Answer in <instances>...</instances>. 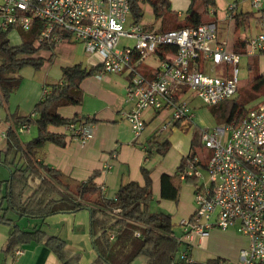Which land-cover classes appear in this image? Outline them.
I'll return each mask as SVG.
<instances>
[{"label": "built area", "instance_id": "built-area-1", "mask_svg": "<svg viewBox=\"0 0 264 264\" xmlns=\"http://www.w3.org/2000/svg\"><path fill=\"white\" fill-rule=\"evenodd\" d=\"M251 2L257 11L262 9L261 0ZM259 24L264 27V19ZM35 25L40 26L37 45L80 43L100 56L104 73L132 75L127 101L133 107L127 121L136 138L146 129L147 112H169L171 118L161 131L178 122L193 125L189 92L214 107L234 98L240 86V55L218 43L215 22L155 32L131 20L129 0H0V30L29 32ZM123 38L134 45L118 48ZM165 48L176 51L161 59L152 78L144 76L138 67ZM245 53L249 57L264 53V31L246 41ZM207 64H226L230 71L226 77L212 76L206 72ZM47 93L44 89L43 97ZM68 128L74 142L85 143L93 137L91 125ZM28 129L20 127L21 132ZM202 144L207 153L195 156L182 174V179L195 177L199 184L193 217L184 223L186 234L178 241L189 244L213 228H234L250 240V246L241 251L238 261L221 264H264V103L239 122L203 130ZM181 258L193 261L184 253Z\"/></svg>", "mask_w": 264, "mask_h": 264}, {"label": "crops", "instance_id": "crops-1", "mask_svg": "<svg viewBox=\"0 0 264 264\" xmlns=\"http://www.w3.org/2000/svg\"><path fill=\"white\" fill-rule=\"evenodd\" d=\"M169 1L176 18L175 21L183 24L189 14L191 2L189 0ZM213 1L214 7H210L206 11L207 19L217 25L218 43H222L227 51L239 54L241 58L245 57V53L241 55L245 50H239L240 53H237L238 48L242 43L246 45L248 39L264 31V27L259 24L261 15L253 7L251 0ZM261 1L262 10H264V0ZM139 5L143 11L140 3ZM231 5L235 6L232 11L229 9ZM197 9L200 13L205 11L202 5H199ZM150 11L153 14L151 6ZM245 14H251V17L247 18ZM141 24L147 31L155 32H163L171 26V22H165L163 19L156 20L155 16L154 22L146 24L142 20ZM16 33L19 37L15 35ZM9 38L12 45L21 43L19 32H11ZM57 46L53 52L45 51L49 53L47 57L41 56L48 60L44 63L42 72H29L25 80L20 76L19 103L12 105L8 101L0 106L4 108L6 113L5 124L2 123L0 126V153H4L5 160L9 158L5 135L11 125L10 118L12 115L15 114L19 117L31 115L36 104L43 99L46 86L60 82L63 67L81 64L90 69L101 66L100 56L88 52L82 44L78 48H64L66 49L63 54L64 60L61 63H58L57 60L53 62L54 56L57 55L56 51H59L56 50ZM167 53L163 52V56L170 57ZM246 58L248 66L256 59L260 75L264 74V53ZM161 59L159 54L152 56L138 69L147 78H152ZM65 61L69 63L63 65L62 62ZM52 64L59 67V72H52ZM43 72L45 74H42ZM131 78L132 75L129 72L106 74L101 67L96 74L83 80L81 83L83 91L81 105L62 108L59 113L64 118H73L75 115H79L83 122L78 123V126L91 125L93 137L85 143L74 142L71 140L73 132L68 126L51 128V131L66 136V145L47 144L36 153V162L58 171L61 174L62 183L70 188H75L77 184L87 181L96 174L95 183L102 189L103 195L107 199L115 198L121 185L132 181L143 185L144 178L141 168L144 166L151 173L152 210L170 214L174 225V235L181 238L186 234L184 223L192 219L195 211L197 188L193 184L181 185L178 202L165 199L162 197V177L175 175L181 161L190 153L193 135L187 134V132L194 128V125L183 122L178 126L179 128L175 125L170 127L167 131L170 132L171 149L166 154L167 156L147 159L144 152L146 141L160 130L170 120L171 116L167 111L147 112L145 116L146 129L139 138H136L127 121V115L133 107V103L127 101V87ZM253 93L254 95L249 101L253 102L250 108L264 103V88ZM2 121L0 115V123ZM183 129L186 130V133L181 131ZM36 136L37 129L35 126L19 133L21 142L31 141ZM8 180L4 179L2 182ZM39 183L40 181L37 179V185L33 187V191ZM3 192L2 189L0 196ZM0 205L1 216L4 214L7 203L2 201ZM7 219L11 220L22 231L40 230L47 236L59 237L67 243L68 250L80 256L77 264H93L98 258L90 233L91 216L87 209L46 219L22 218L10 211L7 213ZM13 230L12 226L0 223V264H62L57 255L43 243L20 245L14 254H5L3 252L4 246ZM189 245V257L195 263L203 264L211 259L238 261L241 251L249 248L250 240L240 235L234 228L226 231L213 228L206 237L196 235ZM18 252L21 253L18 255Z\"/></svg>", "mask_w": 264, "mask_h": 264}, {"label": "trees", "instance_id": "trees-1", "mask_svg": "<svg viewBox=\"0 0 264 264\" xmlns=\"http://www.w3.org/2000/svg\"><path fill=\"white\" fill-rule=\"evenodd\" d=\"M146 1L151 6L156 20L171 22V26L165 31L195 28L213 22L207 19L206 11L214 7L213 0H189L191 2L189 14L183 24L175 21L169 0ZM129 2L132 21L141 23L144 14L139 0ZM199 5H202L205 11L200 13L197 9ZM258 13L261 15L260 19H264V10L261 9ZM245 16L248 18L251 14ZM39 31V25H35L29 32L18 30L21 43L15 46L11 44L9 38L12 30H0V106L6 104L11 93L19 87L21 78L17 73L26 67L41 69L46 60L39 56V53L54 51L56 44L44 42L37 45ZM242 49L245 50V43L239 46L237 53ZM175 51L174 48L163 50L171 53ZM163 52H158L162 59L165 58ZM101 67L102 65L87 69L81 64L63 67L60 82L46 86L48 93L36 104L34 116L19 117L15 114L11 116V125L5 135L9 158L0 164L13 169H10L8 181H0V194L3 188L6 191L0 203L2 201L7 203L4 214L0 216V223L12 226L14 230L3 252L14 254L20 245L43 243L57 255L62 264H77L80 256L68 250L65 241L57 236H47L40 230L22 231L7 219V213L11 211L28 219H46L87 209L91 216L90 233L98 254L93 264H197L181 258V254L184 253L191 259L188 255L190 245L179 242L174 235L171 215L163 211H152L151 173L144 166L141 168L143 185L134 181L121 185L115 198L107 199L102 189L95 183L96 174L87 181L77 184L75 188H70L62 183L58 171L36 162V153L47 144L66 145V136L51 131V128L78 125L83 122L79 115L64 118L59 110L81 105L83 101L81 83L96 74ZM248 69L253 78L252 89L258 92L264 88V74L260 75L256 59L249 64ZM250 109L244 102L239 101V98H232L214 106L213 113L219 119L220 125L241 121ZM180 124L181 122H178L175 126L178 127ZM24 125L35 126L37 129V136L31 141L20 140V127ZM170 149V132L158 130L146 141L145 157L151 159L154 155L165 156ZM203 150L202 132L197 133L194 130L190 153L181 161L176 174L162 177L163 198L178 202L182 183L198 186L199 181L195 177L186 176L182 179V174L195 156L203 154ZM200 166L206 168V164ZM31 177H35L40 183L32 194L26 197L25 193L31 186ZM111 235H114L113 241L110 240ZM113 253L115 256L111 258ZM222 261L224 260L211 259L203 264H221Z\"/></svg>", "mask_w": 264, "mask_h": 264}, {"label": "rangeland", "instance_id": "rangeland-1", "mask_svg": "<svg viewBox=\"0 0 264 264\" xmlns=\"http://www.w3.org/2000/svg\"><path fill=\"white\" fill-rule=\"evenodd\" d=\"M139 3L141 4V6L143 8V14H144L143 22L146 24L154 22V16H153L152 12L150 11V6L147 3V1L146 0H139ZM15 35L18 36L17 33ZM12 43H13V40H12ZM126 44L134 45V42L123 38L121 40L118 48H123V46ZM13 45L16 46L18 44L14 43ZM79 46H81L80 43H73V42L72 43H70V42L59 43L57 48H56V50L58 49L59 51H56L57 55L54 56L53 62H55L57 60L58 63H61V61L64 60L63 54L66 52V49H64V48H67V47L68 48L69 47L78 48ZM48 54H49L48 52L43 51L40 53V56L47 57ZM246 57H248V56H245L242 58L240 57L241 62L239 64V76H238L240 86H239L238 92L236 93L234 98H239V101L244 102L245 106L248 109H250L251 105H253V102H249V101L251 100V96L254 95V93H253L254 90L252 89L253 84H251V80L253 78H252L251 73L249 72L248 65L246 63V60H247ZM46 61H48V60H46ZM68 63L69 62H67V61L62 62L63 65H67ZM51 66H52L51 69H52L53 73L59 72V67L56 64H52ZM213 67L214 66L212 64L205 65L206 72H208V74L212 75V76L226 77L230 71L229 67L226 64L216 65L214 68ZM203 68H204V66H203ZM43 70H44V68L43 69L41 68L39 70H35L31 67H26L22 71L18 72L17 75L19 77L20 76L23 77V79L25 80L26 77H28L27 73H29V72L30 73L42 72ZM42 74H45V73L43 72ZM60 79H61V77H60ZM48 85H51V84H48ZM19 92H20V88L18 87L17 89H15L11 93L9 102H11L12 105H16L19 103ZM188 97H189V105H190V107L192 109V113L194 115V122H193L194 126L193 127H195V128H191L190 131L187 132V134L191 133L193 135L194 130H196L197 133H201L205 129H212V128L218 126L219 119H217L216 115H214L213 107L205 105L200 99L195 97V95L192 92L188 93ZM0 115L3 119V121L0 123V126H2V123L5 124V121H6V113H5L3 107H0ZM33 129H35V128H33ZM181 131L186 133L185 132L186 130H184V129ZM202 152L207 153V150L204 149ZM0 156H1L2 161H5L4 153H0ZM158 156L159 155H154L152 158H156ZM160 157H162V156H160ZM10 169H13V168H10ZM10 169L8 167H6L4 164H0V181H3L4 179L8 180L10 178V175H11ZM30 184H31V186L27 189V191L25 193L26 197H28L32 194L33 187H36V185H37V179L35 177H31L30 178ZM185 184H187V183H182V185H185ZM3 191L4 192L0 196V198H2V196H5V194H6L5 188H3ZM154 211H156V210H154ZM178 234H179V232H178ZM111 236H114V235H111ZM176 236H178V235H176ZM110 240L113 241L114 239L112 240L110 237ZM114 253L111 255V258H113L115 256ZM115 261L117 262L118 260L116 259Z\"/></svg>", "mask_w": 264, "mask_h": 264}]
</instances>
